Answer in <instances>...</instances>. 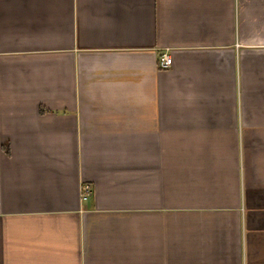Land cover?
Instances as JSON below:
<instances>
[{
  "label": "crops",
  "instance_id": "crops-1",
  "mask_svg": "<svg viewBox=\"0 0 264 264\" xmlns=\"http://www.w3.org/2000/svg\"><path fill=\"white\" fill-rule=\"evenodd\" d=\"M0 264H264V0H0Z\"/></svg>",
  "mask_w": 264,
  "mask_h": 264
},
{
  "label": "built area",
  "instance_id": "built-area-1",
  "mask_svg": "<svg viewBox=\"0 0 264 264\" xmlns=\"http://www.w3.org/2000/svg\"><path fill=\"white\" fill-rule=\"evenodd\" d=\"M158 64L161 68H168L172 65V57L168 52H163L159 56ZM92 194L90 184L84 183L80 187V198L86 200Z\"/></svg>",
  "mask_w": 264,
  "mask_h": 264
}]
</instances>
